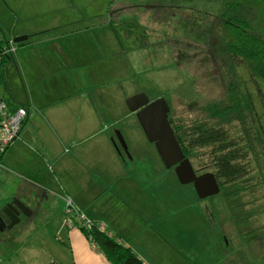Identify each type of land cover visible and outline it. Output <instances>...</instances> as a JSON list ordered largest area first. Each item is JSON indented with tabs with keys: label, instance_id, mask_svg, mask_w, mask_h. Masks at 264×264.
Masks as SVG:
<instances>
[{
	"label": "rangeland",
	"instance_id": "rangeland-1",
	"mask_svg": "<svg viewBox=\"0 0 264 264\" xmlns=\"http://www.w3.org/2000/svg\"><path fill=\"white\" fill-rule=\"evenodd\" d=\"M56 1L59 9H69L66 0ZM226 1L79 0L76 14L89 16L81 28L94 25L81 34L73 33L81 30L78 27H58L61 24L49 16L53 12L48 0H0L1 46L20 49L16 57L13 52L15 61L0 63V99L15 111L26 105L31 86L40 101L51 104L66 95L86 96L101 122L93 138L71 136L62 142L46 117L43 126L50 139L36 152L29 148L32 157L25 152L16 155L23 169L34 166L36 178L58 186L72 200L51 196L54 204L43 202L42 213L38 211L17 233L9 232L0 243V264H71L66 231L73 224L104 227L151 264H264V115L258 116L261 125L231 124L235 135L249 136L255 180L242 190L219 188L217 195L200 200L191 185L179 184L174 172L164 168L125 106V99L138 93L150 100L163 98L171 117L190 126L203 117L205 106L223 103L229 84L247 79L244 68L233 71L224 60L222 39L233 15L250 20L264 38V2L242 0L241 8L227 11ZM116 2L130 7L119 11L112 7ZM102 15L104 20L99 21ZM25 20L32 24L21 23ZM46 28L55 30L12 43L13 38ZM54 36L55 44L41 46L42 39ZM84 38L87 61H76L75 68L67 69L61 52L72 54L70 43ZM49 103L36 105L33 100L30 111L41 114ZM81 103L76 99L73 107ZM63 126L67 132V124ZM117 133L129 157L120 150ZM51 138L58 144L55 148ZM44 148H54V155L47 156ZM122 156L127 161L123 165ZM13 172L6 164L0 169V193L14 181Z\"/></svg>",
	"mask_w": 264,
	"mask_h": 264
},
{
	"label": "trees",
	"instance_id": "trees-1",
	"mask_svg": "<svg viewBox=\"0 0 264 264\" xmlns=\"http://www.w3.org/2000/svg\"><path fill=\"white\" fill-rule=\"evenodd\" d=\"M241 1L227 0L224 7L227 11H233L241 8ZM226 25L230 29L222 39L221 53L233 71L244 68L247 79L243 78L238 84H229L223 103L208 104L202 110L203 117L189 123L190 126L185 123L176 126L174 132L182 153L195 167L194 171L212 173L220 191L237 187L242 190L244 185L255 180L249 158V136L235 135V126L231 124L237 121L244 127L248 121H255L261 125L258 116L264 115V38L259 35L253 23L242 16H230ZM11 49L14 48L1 46L0 43V63L12 59L14 50ZM20 107L25 108L23 105ZM6 109L13 112L7 105ZM256 130L261 136V130L258 127ZM77 226L73 224L72 227ZM78 229L109 264H145L131 248L104 227L80 225Z\"/></svg>",
	"mask_w": 264,
	"mask_h": 264
},
{
	"label": "crops",
	"instance_id": "crops-1",
	"mask_svg": "<svg viewBox=\"0 0 264 264\" xmlns=\"http://www.w3.org/2000/svg\"><path fill=\"white\" fill-rule=\"evenodd\" d=\"M67 3H70L69 9L66 11H63L64 9H59L61 7H58L57 1L53 0V4L51 1L48 0V6L51 8L52 12L49 16L54 18L53 20H57L59 22L58 27H65V26H73V27H78L81 29L80 31H76L73 33H81V34H87V32L90 28L93 27V23L89 24V27L84 26V28H81V23L83 21L89 20L88 15H77L76 13L78 12V2L75 4L73 0H66ZM40 3L45 2V0H39ZM138 5V2H135ZM52 4V7H50ZM55 10H54V7ZM118 6L117 8L122 10L123 8H128L130 7V4L126 2H116L112 4V7ZM121 6V7H119ZM111 7V6H110ZM44 9L47 11V7L45 5H42L41 10ZM110 9V8H109ZM69 12H74V15L70 14ZM67 13V14H63ZM90 19H93L94 16H90ZM104 16L102 15V18H98L99 21L104 20ZM74 18V19H73ZM31 22L30 20L23 21L21 23H27ZM29 24V23H28ZM32 24V22H31ZM31 26V25H30ZM2 28V27H1ZM3 29V28H2ZM55 30V28H46L45 30H38L37 32L33 34H26L28 35L27 37L29 38L31 35H39V34H47ZM73 33H69V35H72ZM63 36V35H62ZM65 36V35H64ZM87 40V38L82 39V42H75V43H70V47L68 49L69 53L72 52V54H67L66 52H61L62 57L64 60L67 61L66 68H75L77 66L75 64L76 61L81 63L82 61H87L86 56H87V47L83 46V43ZM56 37H49V38H44L40 42H43L41 44L42 47H45L46 44L53 45L55 44ZM79 45V46H78ZM9 47V46H7ZM20 49L16 50L14 49L15 57L17 52H19ZM80 50V53L78 52ZM77 51V52H76ZM102 51V48L97 50V52ZM98 52V53H99ZM19 56V62H21V59L23 57V54L17 55ZM14 60V56L12 54V59ZM72 60L73 63H70ZM22 63V62H21ZM74 65V66H73ZM84 65V64H82ZM83 69L86 70V67L83 66ZM26 82V78H25ZM31 91L29 94V99L34 100V103L36 105H42L44 106L46 103V99L43 101H40L38 99L37 93L35 94L33 86H31ZM14 96V94H13ZM61 97V96H60ZM28 96H25V101H26V109L28 111L27 117L21 127V131L19 133L18 138L12 143V145L5 151V153L1 157V163L2 169L4 167V164L7 165V169L10 171H13L15 169L14 176V181L9 182L6 187L7 191L0 193V198L3 199L4 197H9L13 195V197H17L20 201L24 203H28L30 205L31 200H35L38 203L42 201L44 203H50L52 204L53 201L51 200V196L61 200L63 202L64 198H72L69 196L68 193L64 192L63 194L61 193L62 191L59 189L58 186L56 185H47L45 183H42L39 179V177H35L34 173L36 170L34 169V166L26 167L24 166V169L22 166V163L16 159V155L20 152L26 153L27 157H32L31 153L29 152V148L33 150L34 152L38 151L37 149H41L43 145L46 142V139H50L48 137V133L44 129V121H47V118L51 122L53 126H55L57 133L56 135H59V138L63 142L64 140H69V137L73 136L76 138L81 139L82 141H86L90 138L94 137L95 130L100 128V121L95 117V111L93 108L94 102L91 101L89 102V99L84 96L83 98H78V97H72L69 95H66V98L64 99H59L55 101L54 104H51V101L47 107L42 111L41 114H38V112L30 111L31 104L33 100L29 101ZM80 99L82 102L80 105L73 107L75 104V100ZM61 100V101H60ZM5 102V101H4ZM9 110L14 111L11 109V107L7 104ZM95 105V104H94ZM24 106V105H23ZM37 111V110H36ZM45 117V118H44ZM47 117V118H46ZM75 122V124H74ZM63 124H67V132L64 130ZM66 132V134L63 136L62 133ZM57 138V140H59ZM51 141L54 142V148L56 145H58L52 138ZM61 141H58L61 143ZM102 144H105L107 149L109 148L107 143H105V139L102 140ZM48 143V142H47ZM29 144V145H28ZM23 147H27L28 150H24ZM54 148L52 150L44 148V153L47 156H52L54 155L55 151ZM14 149L12 152L11 150ZM106 149V154L110 158L109 151ZM23 160V159H22ZM122 161V158H121ZM15 164L19 165V168H16L14 166ZM124 162L122 161V165ZM51 167V166H50ZM6 168V167H5ZM68 166L65 167V172L64 174L68 173L67 172ZM64 179V176L62 177ZM10 180V179H9ZM68 187H70L69 183H66ZM88 188V187H87ZM1 192V191H0ZM54 204V203H53ZM32 206V205H30ZM43 208V209H41ZM44 207H40L38 209L31 207V210L35 211L36 213H41L44 211ZM39 211V212H38ZM67 234V241L70 242L69 246L67 247V252L69 254L71 264H109L108 261L104 258V256L97 250L95 247L89 242V240L81 233V231L76 228V227H71L68 231H66ZM129 248V244H125ZM136 254V253H135ZM145 264H151L147 261H144L139 254H136Z\"/></svg>",
	"mask_w": 264,
	"mask_h": 264
},
{
	"label": "water",
	"instance_id": "water-1",
	"mask_svg": "<svg viewBox=\"0 0 264 264\" xmlns=\"http://www.w3.org/2000/svg\"><path fill=\"white\" fill-rule=\"evenodd\" d=\"M27 39V36H19L13 38L12 43H21ZM125 106L130 113L135 114V118L145 139L149 144L153 145L164 168L169 169L175 166L174 175L179 184L191 185L197 198L200 200L215 196L219 193V186L214 175L212 173H204L197 176L190 161L184 157L168 123L167 117L170 109L163 98L149 102L145 94H135L125 99ZM116 138L122 151L128 156L127 147L119 133L116 134ZM112 143L117 150L116 144L113 141ZM117 152L119 153L118 150ZM31 202L33 207L39 208L37 201L33 199ZM13 205H15V208L11 204L5 205V208L9 209L10 212L5 208L3 209L4 215L9 220H14V217L16 218L18 216L17 211L20 209H26L27 213L25 214L27 216L31 213L19 201H14ZM17 222L12 221L8 228L14 226Z\"/></svg>",
	"mask_w": 264,
	"mask_h": 264
},
{
	"label": "flooded vegetation",
	"instance_id": "flooded-vegetation-1",
	"mask_svg": "<svg viewBox=\"0 0 264 264\" xmlns=\"http://www.w3.org/2000/svg\"><path fill=\"white\" fill-rule=\"evenodd\" d=\"M138 94H140V93H138ZM148 98V97H147ZM148 100H149V102H151V101H153V100H150L149 98H148ZM169 109H170V107H169ZM133 115H134V117H135V114L134 113H132ZM167 119H168V123H169V125H170V127H171V129H172V131H173V134H174V136H175V129H176V126H178V127H180L181 126V124L179 125L178 124V120H176V119H173L172 117H171V114H170V110H169V113H168V117H167ZM142 132V131H141ZM175 139H176V137H175ZM114 143H115V140H114V138H112L111 139ZM177 140V139H176ZM116 141H117V138H116ZM118 142V141H117ZM178 142V141H177ZM179 144V143H178ZM118 145H119V143H118ZM117 145V143H116V146H118ZM119 147H120V145H119ZM120 150H122L121 149V147H120ZM155 150V149H154ZM123 153V152H122ZM124 155V154H123ZM124 156H122V161L123 162H127L126 161V159H125V157L123 158ZM185 157V156H184ZM186 158V157H185ZM128 159H130V158H128ZM131 161V160H130ZM133 161V160H132ZM124 163V164H125ZM174 167L175 166H173V167H171V168H169V169H171L173 172H174ZM195 174L198 176V175H200V174H198V173H196L195 172ZM14 201H19L20 203H22L25 207H27V209H29L30 211H31V213L27 216L25 213H27V211H26V209H20V210H18L17 212H18V216L15 218L14 217V220H9L5 215H4V213H3V209L6 207L5 205H7V204H11L14 208H15V205H13V202ZM16 203V202H15ZM38 204V205H37ZM37 204H34V205H37L39 208L40 207H44V203L42 204V201H40V203H37ZM30 205H33L32 203H30ZM28 203H24V202H22V201H20L17 197H13V195H11V196H9V197H4L3 199H1L0 198V243H2L4 240H5V236L6 235H11V233H9V232H13L14 231V233H17L18 231H19V228L20 229H22L23 228V225L24 224H26L29 220H31V219H33L34 220V216H35V214H37L35 211H33V210H31V207L32 206H30ZM35 207V206H34ZM7 211H9L10 212V210L9 209H7V208H5ZM36 209H38V208H36ZM25 214V215H24ZM12 221H18L14 226H11L10 228H8V226L12 223Z\"/></svg>",
	"mask_w": 264,
	"mask_h": 264
},
{
	"label": "built area",
	"instance_id": "built-area-1",
	"mask_svg": "<svg viewBox=\"0 0 264 264\" xmlns=\"http://www.w3.org/2000/svg\"><path fill=\"white\" fill-rule=\"evenodd\" d=\"M27 113L26 107L10 112L6 109L5 103L0 100V156L18 138Z\"/></svg>",
	"mask_w": 264,
	"mask_h": 264
}]
</instances>
